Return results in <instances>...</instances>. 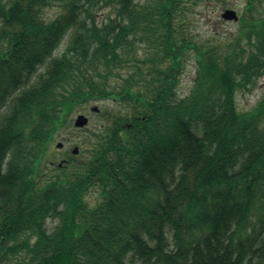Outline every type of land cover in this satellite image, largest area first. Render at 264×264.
Masks as SVG:
<instances>
[{"label":"trees","instance_id":"16d2710c","mask_svg":"<svg viewBox=\"0 0 264 264\" xmlns=\"http://www.w3.org/2000/svg\"><path fill=\"white\" fill-rule=\"evenodd\" d=\"M202 1L230 3L0 0V264H264V93L235 102L264 77L262 1L201 40ZM92 101L85 157L49 167Z\"/></svg>","mask_w":264,"mask_h":264},{"label":"rangeland","instance_id":"374dc122","mask_svg":"<svg viewBox=\"0 0 264 264\" xmlns=\"http://www.w3.org/2000/svg\"><path fill=\"white\" fill-rule=\"evenodd\" d=\"M262 1V13H264V0ZM203 2V1H202ZM207 4H200L194 10L188 15L189 19V31L191 33H194L199 39H207L212 36L213 33H232L236 28V22H225L221 19V13L225 8L217 7L216 4L212 1H206ZM205 2V3H206ZM244 7V0H230V3L228 5L229 9H234L237 11V14L240 15V12L242 8ZM57 12V8H50L45 11V17L51 18L55 15ZM104 12H99L97 14V20L101 21L103 18ZM64 48V45L62 43L60 50L56 51V55L59 54V52ZM196 76V65L195 61L192 56L187 57L185 63H184V69L179 77V84L177 86V94L179 96H185L189 93L192 85L193 80ZM264 93V77L259 78L256 85L249 90L244 89H238L235 93V102L238 110L240 112H247L252 110L255 106H257L259 100L261 99L262 95ZM111 107L112 103L109 101H92L85 107L80 108L77 110L73 115L72 118L78 114V113H84L89 118V125L87 129H90L91 131L98 130L100 125L104 122L105 118L99 116L97 113H93L90 111L92 107L99 108L100 111L104 109V106ZM103 107V108H101ZM85 131H77L72 134H64L62 132L61 139H66L67 136H69V139L64 143L63 149L57 150L54 148V145L52 147L51 155L49 156L51 165L48 166L52 168H56L57 162L60 159H67L71 156L69 151L74 146H80L78 145L80 143V136L84 134ZM82 148H84V145H81ZM85 157V155H79L77 160L82 161V159Z\"/></svg>","mask_w":264,"mask_h":264},{"label":"water","instance_id":"95a60500","mask_svg":"<svg viewBox=\"0 0 264 264\" xmlns=\"http://www.w3.org/2000/svg\"><path fill=\"white\" fill-rule=\"evenodd\" d=\"M222 19L226 20V21H236L237 20V15L236 12L234 10L231 9H226L224 10V12L221 15ZM93 110H96V108H93ZM88 123V119L84 116V115H77L75 120H74V126L77 128H81L83 126H85ZM57 148L62 147L61 143H57L56 145ZM71 153L76 155L78 153V148L74 147L71 150ZM63 165V161H60L58 163V167H61Z\"/></svg>","mask_w":264,"mask_h":264}]
</instances>
